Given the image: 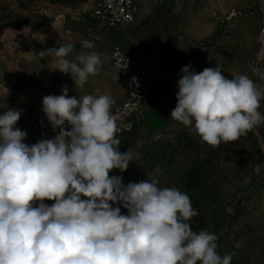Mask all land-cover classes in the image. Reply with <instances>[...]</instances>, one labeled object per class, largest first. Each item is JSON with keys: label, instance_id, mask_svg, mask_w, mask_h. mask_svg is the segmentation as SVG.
I'll list each match as a JSON object with an SVG mask.
<instances>
[{"label": "clouds", "instance_id": "1", "mask_svg": "<svg viewBox=\"0 0 264 264\" xmlns=\"http://www.w3.org/2000/svg\"><path fill=\"white\" fill-rule=\"evenodd\" d=\"M73 50L61 45L37 56L54 55L55 70L83 88L98 74L100 56L67 59ZM181 73L170 117L202 141L233 142L264 123V89L248 76L227 78L218 64L199 73L189 64ZM113 103L108 94L69 97L63 86L42 100L58 134L32 145L16 127L22 110L0 114V264H231L234 254L218 255L214 233L192 230L189 221L199 213L187 193L161 188L156 179L125 186L109 176L131 160L130 150H119Z\"/></svg>", "mask_w": 264, "mask_h": 264}, {"label": "rangeland", "instance_id": "2", "mask_svg": "<svg viewBox=\"0 0 264 264\" xmlns=\"http://www.w3.org/2000/svg\"><path fill=\"white\" fill-rule=\"evenodd\" d=\"M250 1L244 14L253 19L256 0ZM91 6L92 0H0V114L22 110L16 127L26 131L24 142L29 145L40 141L33 125L46 117L43 97L62 94L65 85L69 97L110 95L114 101L111 110L127 97L126 77L113 68L111 52L127 39L131 27H110L93 19ZM83 41L94 47L84 48ZM68 44L74 46L66 57L69 60L89 52L100 56L98 74L89 76L83 88L75 86L71 74L55 70L54 55L37 56ZM257 54L249 57L239 75L264 89V64L256 62ZM168 104L172 111L177 99L151 101L142 124L119 139V150H130V164L123 172L111 170L109 176L122 177L125 186L156 179L161 188L180 189L199 213L189 221L192 230L214 233L218 255L234 254L231 264H264V123L236 141L214 147L171 118L165 110ZM258 111L264 116V99ZM44 203L50 206L54 201ZM113 207L127 214L121 204Z\"/></svg>", "mask_w": 264, "mask_h": 264}, {"label": "crops", "instance_id": "3", "mask_svg": "<svg viewBox=\"0 0 264 264\" xmlns=\"http://www.w3.org/2000/svg\"><path fill=\"white\" fill-rule=\"evenodd\" d=\"M137 3L136 22L127 39L123 38L118 46L160 52L163 77L168 83L166 87L159 81L152 84L145 114L154 99H176L177 81L184 66L191 64L199 73L218 64L225 74L235 76L242 72L249 57L258 52L261 13L256 1L253 19L244 14L250 0H137ZM169 108L168 104L165 110L171 113Z\"/></svg>", "mask_w": 264, "mask_h": 264}, {"label": "built area", "instance_id": "4", "mask_svg": "<svg viewBox=\"0 0 264 264\" xmlns=\"http://www.w3.org/2000/svg\"><path fill=\"white\" fill-rule=\"evenodd\" d=\"M261 13V25L257 35L259 44L256 62L264 64V0H256ZM138 14L137 0H92L90 16L105 25L128 28L135 24ZM114 69L126 77L127 97L112 111L116 123V138L132 134L144 120L145 104L152 84L159 81L167 86L163 77V56L160 52L145 48L128 49L115 46L111 52ZM33 130L38 139H51L53 131L46 117L35 121Z\"/></svg>", "mask_w": 264, "mask_h": 264}, {"label": "water", "instance_id": "5", "mask_svg": "<svg viewBox=\"0 0 264 264\" xmlns=\"http://www.w3.org/2000/svg\"><path fill=\"white\" fill-rule=\"evenodd\" d=\"M55 25H56L57 27L60 26V22L57 21V22L55 23Z\"/></svg>", "mask_w": 264, "mask_h": 264}]
</instances>
